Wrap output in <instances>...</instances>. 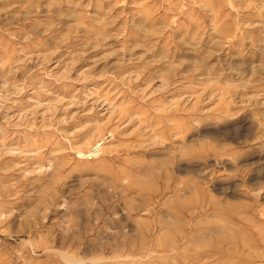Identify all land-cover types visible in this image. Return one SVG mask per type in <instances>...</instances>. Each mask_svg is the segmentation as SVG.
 Returning a JSON list of instances; mask_svg holds the SVG:
<instances>
[{
  "label": "rangeland",
  "instance_id": "rangeland-1",
  "mask_svg": "<svg viewBox=\"0 0 264 264\" xmlns=\"http://www.w3.org/2000/svg\"><path fill=\"white\" fill-rule=\"evenodd\" d=\"M0 264H264V0H0Z\"/></svg>",
  "mask_w": 264,
  "mask_h": 264
}]
</instances>
